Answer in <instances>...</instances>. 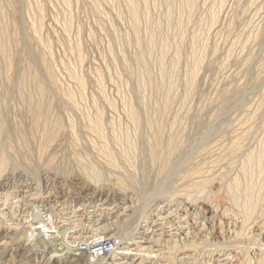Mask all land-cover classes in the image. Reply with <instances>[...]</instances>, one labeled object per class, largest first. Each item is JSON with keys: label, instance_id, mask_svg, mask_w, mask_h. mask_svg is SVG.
I'll list each match as a JSON object with an SVG mask.
<instances>
[{"label": "rangeland", "instance_id": "obj_1", "mask_svg": "<svg viewBox=\"0 0 264 264\" xmlns=\"http://www.w3.org/2000/svg\"><path fill=\"white\" fill-rule=\"evenodd\" d=\"M0 264H264V0H0Z\"/></svg>", "mask_w": 264, "mask_h": 264}, {"label": "bare ground", "instance_id": "obj_2", "mask_svg": "<svg viewBox=\"0 0 264 264\" xmlns=\"http://www.w3.org/2000/svg\"><path fill=\"white\" fill-rule=\"evenodd\" d=\"M192 8V7H191ZM42 92H43V89H42ZM248 158V157H247ZM249 160H250V158H249ZM112 164H114V162L112 163ZM250 208V207H249ZM252 215V213H251V209L248 211V214L246 215V217H247V220H248V218L250 217ZM251 218V217H250ZM103 240V239H102ZM94 247V248H93ZM111 247V246H110ZM90 248H92L91 250H92V253L95 255V256H98L99 255V257H101V258H104V260L105 259H108V255H107V251H111L110 252V254L111 253H113L114 251H115V247L113 246V247H111V248H107L106 247V245H105V243L103 242V241H99V242H97V243H95V245L94 246H91ZM103 250V254L100 256V252H101V250ZM114 250V251H113ZM112 255V254H111ZM93 260H95V258L93 257L92 258ZM96 262V261H95Z\"/></svg>", "mask_w": 264, "mask_h": 264}, {"label": "built area", "instance_id": "obj_3", "mask_svg": "<svg viewBox=\"0 0 264 264\" xmlns=\"http://www.w3.org/2000/svg\"><path fill=\"white\" fill-rule=\"evenodd\" d=\"M101 250V249H100ZM103 254V250H101V252H100V256Z\"/></svg>", "mask_w": 264, "mask_h": 264}]
</instances>
